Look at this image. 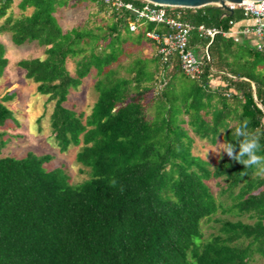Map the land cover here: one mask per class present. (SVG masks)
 Returning a JSON list of instances; mask_svg holds the SVG:
<instances>
[{
  "label": "trees",
  "instance_id": "obj_1",
  "mask_svg": "<svg viewBox=\"0 0 264 264\" xmlns=\"http://www.w3.org/2000/svg\"><path fill=\"white\" fill-rule=\"evenodd\" d=\"M14 1L0 0V32H9L13 44L45 47L43 56L17 65L54 102L50 126L60 151L81 145L76 158L90 176L71 183L62 166L45 167L50 154H3L10 139L0 131V264H249L256 254L264 257V174L228 156L212 164L194 153L190 134L236 144L235 127L246 120L264 156V53L243 37L212 38L194 29L189 47L204 65L191 78L177 53L165 62L160 55L133 57L136 45L154 43L146 31H167L162 23L131 30V10L83 0L110 12V21L65 31L55 14L71 0H19L17 16L9 12ZM165 9L226 31L245 18L241 7ZM6 51L0 41V78L9 65ZM92 72L97 98L86 114L66 103ZM14 96L0 97V128L19 126L7 105ZM211 179L223 181L220 197L230 203L218 200ZM213 218L219 227L204 241L202 222Z\"/></svg>",
  "mask_w": 264,
  "mask_h": 264
},
{
  "label": "rangeland",
  "instance_id": "obj_2",
  "mask_svg": "<svg viewBox=\"0 0 264 264\" xmlns=\"http://www.w3.org/2000/svg\"><path fill=\"white\" fill-rule=\"evenodd\" d=\"M18 2L19 0H15L12 8L9 9V12L14 16L22 12L18 7ZM30 11L28 10L27 13ZM55 15L65 31L75 26H81L86 22L91 23V25L95 23L105 25L111 19L110 12H98L95 4L83 0H71L69 5L59 8ZM3 20L4 18L0 19V24L3 23ZM0 41L6 44V56L9 58V65L0 78V97L6 92L15 93L14 98L8 101L7 105L14 111L16 118L19 120V126L10 121L5 127L0 128V131L7 132L6 137L10 139L3 149V154L23 156L30 150L37 154H50L53 158L45 164L47 169L62 166L69 175L71 183H78L87 179L90 176V169L80 164L76 158L81 145H70L66 151H60L50 126V114L54 102L49 101L47 95L40 94L36 89L37 84L28 80L24 76V70L17 65L20 59L43 56L45 47L38 45L36 41H27L21 45L13 44L9 32H0ZM144 53H146V50H144ZM67 66L69 71L74 74V61L69 59ZM95 79V73L92 72L84 79L78 89L71 90L66 104L74 107L78 112L83 111L88 114L97 98L94 90ZM190 134L195 140L193 145L195 154L209 160L212 164H215L221 156H227L226 153H220L222 148L219 144L224 143L222 137H219L217 142L212 144L208 140L197 137L192 131H190ZM219 181L218 179H211L208 184L218 200L228 204L230 203L229 199L220 197V186L223 185V181L221 180V184H219ZM218 216L237 219L234 215H223L220 212L215 217ZM214 218L208 221L205 219L202 222L204 241L219 227V223ZM242 219L249 221L245 216ZM249 264H264V257L256 254Z\"/></svg>",
  "mask_w": 264,
  "mask_h": 264
},
{
  "label": "built area",
  "instance_id": "obj_3",
  "mask_svg": "<svg viewBox=\"0 0 264 264\" xmlns=\"http://www.w3.org/2000/svg\"><path fill=\"white\" fill-rule=\"evenodd\" d=\"M116 7H125L131 10L136 19L130 23V29L135 30L144 21L162 23L167 27V31L158 32L155 29L146 31V36L151 39L157 46V53L163 61H168L173 53H177L180 66L184 74L191 78H199L203 73L204 59L198 57L189 47V38L191 32L197 31L214 37L216 34L231 36L238 41L244 35H253L256 38L254 46L264 53V0H248L242 3H229L230 10L235 7H241L244 11L246 23L238 29H234L235 23L228 31L215 27H206L204 25H193L183 21L178 15H170L165 9V5H159L147 1L142 7L133 6L123 0H104ZM172 7V6H171ZM226 10V11H230ZM208 57V46L206 47Z\"/></svg>",
  "mask_w": 264,
  "mask_h": 264
},
{
  "label": "clouds",
  "instance_id": "obj_4",
  "mask_svg": "<svg viewBox=\"0 0 264 264\" xmlns=\"http://www.w3.org/2000/svg\"><path fill=\"white\" fill-rule=\"evenodd\" d=\"M234 136L237 138L236 144L220 143V153H226L230 159L244 165L245 169L255 167L259 174H264V156L258 155L259 137L248 130V121L239 122L235 127Z\"/></svg>",
  "mask_w": 264,
  "mask_h": 264
},
{
  "label": "water",
  "instance_id": "obj_5",
  "mask_svg": "<svg viewBox=\"0 0 264 264\" xmlns=\"http://www.w3.org/2000/svg\"><path fill=\"white\" fill-rule=\"evenodd\" d=\"M159 5L172 7L196 8L206 5H216L218 8L230 10L229 3H242L247 0H145ZM232 11V10H230Z\"/></svg>",
  "mask_w": 264,
  "mask_h": 264
},
{
  "label": "crops",
  "instance_id": "obj_6",
  "mask_svg": "<svg viewBox=\"0 0 264 264\" xmlns=\"http://www.w3.org/2000/svg\"><path fill=\"white\" fill-rule=\"evenodd\" d=\"M245 23H246V21L245 20H242L241 22H239V23H237L235 25L234 29H238L240 26H243ZM242 37L245 38V39L250 40L252 42V44H254L255 41H256V38L253 35H249V36L244 35ZM134 50L137 52L135 55H133L134 58L138 57L139 59L140 58L149 59V58L155 57V55H159L157 53V46H156V44L151 43V42H143L141 45H138V46L136 45L135 48H134ZM144 50H146V53H144ZM127 59L128 58H125L124 60L127 61ZM171 70H172L171 67L168 68L166 70V73L167 72L172 73V72H170ZM161 71H163V69L162 70L160 69V72L159 73H162ZM219 81H220V79L218 77L215 78V80L212 82V86H216L219 83ZM178 89H182V86H178Z\"/></svg>",
  "mask_w": 264,
  "mask_h": 264
},
{
  "label": "bare ground",
  "instance_id": "obj_7",
  "mask_svg": "<svg viewBox=\"0 0 264 264\" xmlns=\"http://www.w3.org/2000/svg\"><path fill=\"white\" fill-rule=\"evenodd\" d=\"M248 1V0H247Z\"/></svg>",
  "mask_w": 264,
  "mask_h": 264
}]
</instances>
